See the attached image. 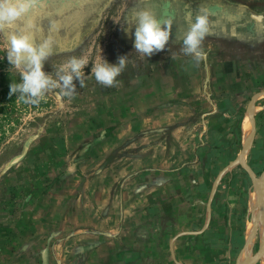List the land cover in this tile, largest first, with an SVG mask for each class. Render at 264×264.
I'll use <instances>...</instances> for the list:
<instances>
[{
  "label": "crops",
  "instance_id": "0c3cea01",
  "mask_svg": "<svg viewBox=\"0 0 264 264\" xmlns=\"http://www.w3.org/2000/svg\"><path fill=\"white\" fill-rule=\"evenodd\" d=\"M165 3L175 15L169 44L145 57L135 52L134 35L124 33V51L135 58L132 66L127 58V69L117 78L120 106L107 110L111 118L124 119L122 135L137 134V147L120 148L119 172L105 174L104 189L90 187L88 205L64 192L53 211L39 206L24 225L26 253H2L0 264H60V236L79 245L87 234L97 246L91 253L104 254L72 259L79 264H179L184 257L208 264L240 257L241 244L248 241L252 255L255 228L264 227L263 217L257 219L255 188L248 203L252 217L242 231L234 208H239L237 179L245 178L237 165L253 119L247 164L248 152L261 148L264 0H153V13L159 16ZM145 6L144 1L140 7ZM203 8L214 13L203 42L208 55L194 67L181 51L182 37ZM116 98L111 95L110 103ZM113 149L106 147L105 166L116 164ZM258 175L264 182V166ZM90 213L106 216L86 220L83 215Z\"/></svg>",
  "mask_w": 264,
  "mask_h": 264
},
{
  "label": "rangeland",
  "instance_id": "374dc122",
  "mask_svg": "<svg viewBox=\"0 0 264 264\" xmlns=\"http://www.w3.org/2000/svg\"><path fill=\"white\" fill-rule=\"evenodd\" d=\"M144 1V8L153 12L156 10L151 5L153 0H102L90 22L81 25L80 29H61L60 36L55 34L54 53L44 65L46 73L54 75L56 67L73 55L89 60L84 69V87L81 88L79 82L74 81L77 90L73 99L61 96L58 89L48 93L39 106L25 104L15 95L10 97L9 85L20 82V70L11 68L4 51L5 39L0 37V254L24 255L28 231L24 225L32 216L38 215L39 206H47V212H51L55 199L59 202L60 194L64 192L68 196L75 194L81 205H88L90 187L104 189L105 174L119 172L120 148L137 147V134L122 135L120 127L124 119L111 118V113L107 111L120 106V86L100 85L91 75V69L93 63L101 62V57L115 64L119 56L127 55L123 28L132 25L134 12L141 9ZM40 35H36L37 40L46 36ZM134 58L133 55L128 58L131 66ZM123 75L124 72L118 78ZM116 94L118 99L111 104L109 99ZM257 144L261 148L257 146L252 154L248 152L246 156L254 172L259 174L264 166V127L258 134ZM108 146L119 148L116 152L113 149L116 164L112 166L103 164ZM237 168V173L245 177L237 179L239 192L235 196L239 197V208H234L241 221L239 230L242 231L244 224L247 225L252 217L248 203L254 184L242 163ZM98 176L101 180H94ZM116 186L113 180L112 189L115 190ZM83 216L86 220L100 222L106 215L90 213ZM263 234L264 227L261 229L257 226L251 240L250 256L263 255L251 259L249 264H264ZM88 235L86 241L79 245L70 237L60 236V264H79L72 260L76 257L103 256V251L95 255L91 253V249L97 246ZM50 244H53L52 240ZM47 248L53 256L51 245ZM244 253L246 260L249 256L247 252ZM233 258L219 257V261H209L208 264H236L240 259L239 256ZM184 262L196 264L197 260L184 257L178 263Z\"/></svg>",
  "mask_w": 264,
  "mask_h": 264
},
{
  "label": "clouds",
  "instance_id": "9594fccd",
  "mask_svg": "<svg viewBox=\"0 0 264 264\" xmlns=\"http://www.w3.org/2000/svg\"><path fill=\"white\" fill-rule=\"evenodd\" d=\"M51 0H0V37L5 39V53L11 68L20 70V82L9 85V96L15 95L25 104L39 106L46 95L59 90L63 97L73 99L76 84L84 87L85 67L89 64L86 57L71 56L65 63L56 67L54 75L44 71L45 63L54 53L56 33L61 30L60 23L51 19L48 23V35L39 42L34 33L42 29L33 18V13L43 10ZM214 13L201 9L182 37L181 51L192 58L193 66L198 67L206 60L208 53L203 42L210 32V17ZM134 22L123 28L126 35H134L135 52L151 57L166 49L172 34L174 13L164 4L159 16L148 8H142L133 14ZM134 27V33L131 32ZM128 56H119L115 64L101 57V62L93 63L91 75L104 87L118 85V77L124 72Z\"/></svg>",
  "mask_w": 264,
  "mask_h": 264
},
{
  "label": "flooded vegetation",
  "instance_id": "af4514ba",
  "mask_svg": "<svg viewBox=\"0 0 264 264\" xmlns=\"http://www.w3.org/2000/svg\"><path fill=\"white\" fill-rule=\"evenodd\" d=\"M99 3L102 0H51L43 10L33 13V18L42 29L34 33L35 41H40L36 39L38 34L48 35V23L51 19L57 20L63 30L80 29L81 25L90 22L95 16ZM56 34L60 36V32Z\"/></svg>",
  "mask_w": 264,
  "mask_h": 264
},
{
  "label": "water",
  "instance_id": "95a60500",
  "mask_svg": "<svg viewBox=\"0 0 264 264\" xmlns=\"http://www.w3.org/2000/svg\"><path fill=\"white\" fill-rule=\"evenodd\" d=\"M253 124L255 123V120L253 119ZM252 124V131L249 135V137L247 138V140L245 141V143L243 144V150H242V154L240 156V162L242 163L244 169L248 172L249 176L251 177L253 184H254V188L256 190L257 193V203H258V208H259V215L258 217L261 218L263 217V226H264V182L262 180V177L259 176L258 174H256L252 167L246 163L245 159H244V154L246 149L248 148V146L250 145L252 138H253V132H254V127ZM257 217V219H259ZM263 247H264V234H263ZM261 255H263V253H258L257 255L254 256H249L248 257V261L245 264H249L251 259H255L256 257H260ZM245 261V259L243 261H241V259H239V261L236 264H243Z\"/></svg>",
  "mask_w": 264,
  "mask_h": 264
},
{
  "label": "bare ground",
  "instance_id": "6f19581e",
  "mask_svg": "<svg viewBox=\"0 0 264 264\" xmlns=\"http://www.w3.org/2000/svg\"><path fill=\"white\" fill-rule=\"evenodd\" d=\"M250 127V126H249ZM253 201V200H252ZM253 203V202H252ZM258 215H259V213H258ZM259 218V217H258ZM250 225V224H249ZM249 242V241H248ZM247 242V243H248ZM247 243L245 244V246H244V248H243V251H242V253H241V255H240V259H241V261H243L244 260V256L246 255V253H244V252H247V254H248V256H249V247H248V245H247ZM245 249H247V251H245ZM247 260V259H246ZM245 260V261H246ZM248 261V260H247ZM246 261V262H247ZM250 261V260H249ZM245 262V263H246Z\"/></svg>",
  "mask_w": 264,
  "mask_h": 264
}]
</instances>
